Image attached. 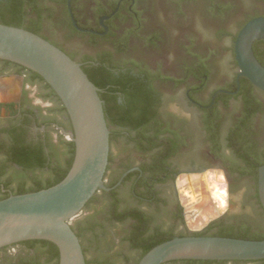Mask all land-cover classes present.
Here are the masks:
<instances>
[{
  "label": "flooded vegetation",
  "instance_id": "flooded-vegetation-1",
  "mask_svg": "<svg viewBox=\"0 0 264 264\" xmlns=\"http://www.w3.org/2000/svg\"><path fill=\"white\" fill-rule=\"evenodd\" d=\"M164 1L117 0L114 6L112 0H70L77 24L75 26L69 12V0H53L57 12L67 8L72 25L68 34L60 36L61 39L58 40L61 43L60 47L81 65L88 77L106 86L105 90L99 89L100 93L109 98H116L118 103L122 104V91L131 89L128 80L130 81L131 77L134 79L140 77L136 71L137 66L147 68L139 45L143 38L142 34L148 30L144 20L146 12L161 10ZM221 3L232 6L219 21L225 26L224 31L221 33L216 52L202 57L205 64L211 68L220 71L233 70L232 79L219 87L220 89L233 83L237 85L236 91L221 90L232 98L230 106L233 109L218 128L221 155L217 156L211 152L209 135L205 129V118L209 112L204 110L206 106L203 103L209 98H193L189 89L186 101L199 112L194 125L181 114L167 109L168 106L158 91L160 104L155 113L156 132L153 133L156 142L150 145L153 147L147 150L148 143H145L146 149L138 152L136 144L126 138L128 133L122 135L128 141L124 158L131 159L133 166L118 180L117 184L121 183L113 188H119L118 197L121 199L133 192L135 197L128 203H132L133 207L147 215L152 224L160 225L167 231L173 229L176 235L190 233L186 211L177 190V181L181 176L210 170L222 172L229 184V195L228 208L219 219L240 209L239 202L233 194L236 189L234 184L241 181L252 182V176L241 178L239 175L230 174L225 166V159L231 157V153L226 148L225 138L229 128L242 117L239 110L243 98L246 97L242 95L245 87L244 93L248 94L249 98H257L261 104L260 109H254L252 114V136L261 152L264 151V92L252 85L248 79L244 77L238 79L239 68L235 56V41L241 27L254 18L264 17V0H217L216 4ZM74 5L78 18L73 10ZM113 8L115 10H112ZM248 9H253L254 12L242 20L234 31H227L229 25L239 21ZM111 11H113L111 14H105ZM195 64V61H192L188 66L194 67ZM243 78L248 80L252 87L242 84ZM54 92L45 81L36 76L35 72L18 64L0 60V151L14 149L20 144L37 149L46 157L51 151L63 154L68 152V146L63 143L73 142L64 132H73V125L68 113L62 110L64 106L62 101H59ZM111 152L110 145V155ZM8 156L3 158L0 152V168L6 167L5 175L1 179V189L3 194L12 195L16 186L14 182L7 186L9 179L13 174L24 171L15 161H9ZM155 157L157 161H163L164 167L158 174L155 172L152 178L151 171L146 172L143 167H149ZM34 171L48 173L49 166L44 168L37 166ZM118 173L113 163L108 170L105 183L115 180ZM260 205L261 207H256L254 232L264 236V208L261 201ZM259 217L262 221H259ZM19 244L6 247L7 253L15 256ZM203 262L186 260L166 264H264V260Z\"/></svg>",
  "mask_w": 264,
  "mask_h": 264
},
{
  "label": "trees",
  "instance_id": "trees-1",
  "mask_svg": "<svg viewBox=\"0 0 264 264\" xmlns=\"http://www.w3.org/2000/svg\"><path fill=\"white\" fill-rule=\"evenodd\" d=\"M208 1L213 2L212 11L217 12L219 17H215L219 19H223L222 17L225 15V12L232 7L231 5L227 6L222 3L216 4L217 0ZM112 2L115 6L117 0H112ZM73 10L76 18H78L76 5H74ZM112 10H115V8ZM112 12L105 14H111ZM0 24L23 28L35 33L62 51L64 49L60 47L61 43L58 40L61 39V35L68 34L67 32L72 29L67 8L57 12L53 0H0ZM222 31L224 30L221 29L219 35ZM263 48L264 41H256L254 43L253 50L255 56L264 66ZM136 71L140 74V77L138 79L131 77V80H128L127 83H131V89L129 91H122V104H119L116 98H109L103 93H99V95L104 102L106 122L110 130V145L113 139L123 138L122 135H125L124 133L127 132L128 136L126 138L131 143L134 142L136 144L138 152H143L146 149L145 143H148V150L153 147L150 146L151 143L154 144L156 142V136L153 135L156 132L154 120L155 113L160 104V95L155 87V82L160 76L142 66H137ZM212 72V68L206 65L202 58L196 62L194 67L188 70V75L193 76L199 83V85H195L191 90L193 98H196V94L206 87L211 79ZM35 74L44 81L41 76L37 73ZM89 79L99 89H106L104 84L95 82L90 77ZM242 84L252 87L250 82L244 78L242 79ZM48 87L50 88L49 85ZM221 90L236 91L237 85L233 83V85H228L222 89H216L211 93L209 100L203 103L206 106L204 110L207 113L209 112L205 118V129L209 135L208 140L211 145V152L217 156L222 153L218 128L224 122L227 115L233 111L230 106L232 98ZM245 90L246 87L243 88L242 95L244 94L247 98H243L242 107L241 109L239 108L242 117L238 118L235 124L229 128L225 138L226 148L231 153V157L225 159V166L232 175H239L241 178L247 175L252 176L254 192L249 195L245 205H249L254 214V209L256 210L257 206L261 207L258 194V172L259 168L264 165V151L261 152V148L258 147L256 140L252 136V114L254 113V109H260L261 104L257 98H249L248 94L244 93ZM58 99L61 102L60 98ZM62 110L67 113L64 106ZM63 144L68 146V152L63 154L58 151H51L48 157L44 156L42 152L39 153L37 149L34 150L20 144L11 150H1L3 158L9 155V161H15L24 171L13 174V179H9L10 181L7 186L13 182L16 186L12 195L38 192L60 183L69 173L75 157V144ZM152 161L149 167L146 166L143 169L146 172L151 171L150 174L153 178L155 172L158 174L164 167V164L163 161H157L156 157ZM113 163L114 156L111 152L104 180L107 179L108 170ZM37 166H41L42 168L49 166L48 173L35 172L34 170ZM132 166L133 163L131 162L123 164L120 168L121 171H118L116 179L106 182V186L113 188L121 176L130 170ZM5 170V166L0 168V201L11 196L8 193L3 194L1 189V179L5 175ZM234 186L238 188L239 183H235ZM118 191L119 188L109 193L101 191L96 194L87 203L83 213L71 223L73 231L81 241L87 264H89L86 257L87 249L83 241L84 239L88 240L92 246L96 247L97 252L100 253L99 250L102 247V243L106 242L105 237L109 233L105 228L107 223L119 225L124 229L126 234L125 242L129 243L132 251L138 252V258L134 264H139L141 259L154 247L175 237L211 236L251 241L264 240V236H260L259 233L254 232V220L249 221L250 219L238 214L232 216L226 215L212 222L202 232L176 235L173 229L167 231L162 229L160 225L152 224V220L147 215L136 207H133L132 203H128L135 197L133 192H130L129 196L126 195L124 199H121L118 197ZM136 191L139 190L136 189ZM254 199L256 200L255 204ZM259 221H262L260 217ZM99 230L100 232H98ZM99 233L102 234V237ZM6 249L0 250V264H59L60 260L57 246L44 240L21 242L15 256L9 255ZM111 258L110 255H107L105 262L102 264H111Z\"/></svg>",
  "mask_w": 264,
  "mask_h": 264
},
{
  "label": "water",
  "instance_id": "water-1",
  "mask_svg": "<svg viewBox=\"0 0 264 264\" xmlns=\"http://www.w3.org/2000/svg\"><path fill=\"white\" fill-rule=\"evenodd\" d=\"M69 12L77 26L70 0ZM256 41H264V17L249 21L235 41L238 79L244 77L264 92V66L253 50ZM0 60L37 73L55 91L73 125V132H63L75 144L72 167L60 183L0 201V250L25 241L44 240L57 246L59 264H87L71 223L96 194L114 189L108 188L104 180L109 164L110 130L100 90L79 63L43 37L23 28L0 24ZM258 192L264 208V165L258 172ZM186 260H264V240L175 237L154 247L139 264Z\"/></svg>",
  "mask_w": 264,
  "mask_h": 264
},
{
  "label": "rangeland",
  "instance_id": "rangeland-1",
  "mask_svg": "<svg viewBox=\"0 0 264 264\" xmlns=\"http://www.w3.org/2000/svg\"><path fill=\"white\" fill-rule=\"evenodd\" d=\"M164 2L161 10H151L152 14L147 10L144 20L148 30L142 34L143 38L139 45L146 60L144 64L152 73L160 76L155 86L164 98L167 109L181 114L194 125L199 112L186 101V93L188 89L192 90L199 83L193 76L188 75V70L192 68L188 64L192 61L196 63L205 54L213 55L216 52L221 37L219 32L225 26L215 17L218 14L212 11L214 4L211 1L165 0ZM253 12V9H248L239 21L229 25L227 31H234L240 22ZM212 70L211 79L206 87L196 94V98H210L213 91L226 85V82L233 77V70L220 71L216 68ZM127 146V139H113L111 148L117 171H121L123 164L131 162V159L124 158V150ZM253 187L251 181L239 183L233 194L239 202L240 211H234L229 216L238 214L250 219L249 221L255 220L256 210L254 209L253 214L250 206L245 205L249 195L254 192ZM177 190L186 211L190 233L205 230L209 224L223 216L228 208L229 184L222 172L217 170L181 176L177 181ZM217 190L225 193L227 204L223 205L216 198ZM105 228L109 233L105 237L106 242L102 243L100 253L88 240L83 241L89 264H102L107 255L112 257L111 264H134L138 252L132 251L129 243L125 242L124 229L109 223ZM100 236L102 237V234Z\"/></svg>",
  "mask_w": 264,
  "mask_h": 264
},
{
  "label": "bare ground",
  "instance_id": "bare-ground-1",
  "mask_svg": "<svg viewBox=\"0 0 264 264\" xmlns=\"http://www.w3.org/2000/svg\"><path fill=\"white\" fill-rule=\"evenodd\" d=\"M215 196L224 205L226 203V195L223 191L217 190ZM227 204V203H226Z\"/></svg>",
  "mask_w": 264,
  "mask_h": 264
}]
</instances>
